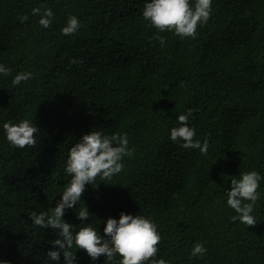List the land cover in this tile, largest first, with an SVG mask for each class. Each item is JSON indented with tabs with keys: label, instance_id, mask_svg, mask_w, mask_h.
<instances>
[{
	"label": "trees",
	"instance_id": "trees-1",
	"mask_svg": "<svg viewBox=\"0 0 264 264\" xmlns=\"http://www.w3.org/2000/svg\"><path fill=\"white\" fill-rule=\"evenodd\" d=\"M143 6L0 0V63L11 69L0 76V124L29 119L39 129L36 145L24 148L10 146L0 129V260L45 264L58 234L28 215L50 214L70 178L68 149L101 130L126 133L132 155L110 180L86 185L83 202L65 209L63 219L80 224L75 211L84 203L92 215L84 222L103 235L106 218L143 215L161 237L156 258L168 264H264V179L254 225L232 219L225 195L231 176L256 170L264 177V0H212L194 38L159 32L142 17ZM34 7L52 9L49 28L31 15ZM70 15L81 27L63 35ZM18 72L33 75L13 86ZM189 109L193 139L208 141L204 154L169 139L176 117ZM176 149L187 155L172 164ZM196 242L207 248L198 258L190 255ZM75 257L76 264H109L83 250Z\"/></svg>",
	"mask_w": 264,
	"mask_h": 264
},
{
	"label": "clouds",
	"instance_id": "clouds-1",
	"mask_svg": "<svg viewBox=\"0 0 264 264\" xmlns=\"http://www.w3.org/2000/svg\"><path fill=\"white\" fill-rule=\"evenodd\" d=\"M212 0H144L142 17L159 32L172 31L180 38L195 37L198 25L207 23L211 13ZM31 15L38 16V24L47 29L54 18L51 8L39 7L31 9ZM28 19V15H21L20 22ZM81 23L74 15L67 18L66 24L61 28L63 35H72L80 29ZM161 46L164 45L163 36L156 37ZM11 74V69L0 63V76ZM31 72H18L11 79L13 86L32 78ZM192 116L189 109L176 117L177 125L169 129V139L180 142L178 148L188 150L198 149L201 154L208 150V141L194 140L195 130L189 126L188 121ZM4 138L12 147L24 148L37 143L35 134L39 129L33 120L21 119L16 123L4 121L0 124ZM126 133L105 134L101 130H90L80 136L67 151L64 173L69 176L67 184L61 192L60 199L50 214L37 212L29 213L31 223L41 229H52L58 234L49 243L52 247L46 252L45 264H59L61 257L63 264H76L75 252L83 250L87 256L95 261L103 255L105 260L112 264L115 257H119L118 264H168L163 258H156L157 244L161 237L157 225L151 218L143 215L119 213L118 218L108 217L104 220L103 235L97 230L96 225L89 221L92 216L86 205L75 211V216L81 221L73 225L63 219L65 209H76L81 202V195L86 185H93L99 177L101 180H110L120 173L124 167L123 157L131 156L133 149L129 146ZM186 152L175 150L172 164ZM264 177L256 170L239 173L231 176L230 186L226 190V204L236 213L233 220H239L247 226L254 225L256 219L253 209L260 198L257 189ZM97 184V183H96ZM83 202V201H82ZM99 221V220H98ZM100 223V221H99ZM75 247L76 251L71 249ZM207 252L202 242H196L190 249V255L201 257ZM0 264H8L0 260Z\"/></svg>",
	"mask_w": 264,
	"mask_h": 264
}]
</instances>
